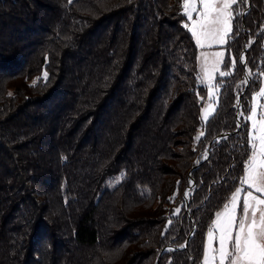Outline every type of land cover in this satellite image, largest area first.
<instances>
[{
	"label": "trees",
	"instance_id": "obj_1",
	"mask_svg": "<svg viewBox=\"0 0 264 264\" xmlns=\"http://www.w3.org/2000/svg\"><path fill=\"white\" fill-rule=\"evenodd\" d=\"M186 21L181 0H0V264H202L251 154L235 101L250 45L246 119L264 0L232 7L230 75L199 140Z\"/></svg>",
	"mask_w": 264,
	"mask_h": 264
},
{
	"label": "snow or ice",
	"instance_id": "obj_2",
	"mask_svg": "<svg viewBox=\"0 0 264 264\" xmlns=\"http://www.w3.org/2000/svg\"><path fill=\"white\" fill-rule=\"evenodd\" d=\"M236 2L237 0H182L183 14L190 22L185 23L184 27L191 33L199 48L226 42V37L232 31L231 9ZM199 59L202 61V82H207L211 98L216 95L213 91L216 86L212 84L213 73L218 72L221 77L230 73L220 71L222 52H202ZM235 63L233 61V67ZM44 78L47 79V73H44ZM35 83L34 81L33 86ZM258 97H264V87L253 96L251 114L246 117L252 125L248 135L251 154L244 163L241 186L236 188L223 209L215 213V219L207 233L202 264H264V104H259L258 112ZM211 111V105L203 109L205 120ZM200 135L196 137L197 140ZM187 195L185 192V196ZM176 211L179 212V209ZM213 241L218 242V247L213 246Z\"/></svg>",
	"mask_w": 264,
	"mask_h": 264
},
{
	"label": "rangeland",
	"instance_id": "obj_3",
	"mask_svg": "<svg viewBox=\"0 0 264 264\" xmlns=\"http://www.w3.org/2000/svg\"><path fill=\"white\" fill-rule=\"evenodd\" d=\"M181 5H182V0H181ZM234 6V5H233ZM232 6V7H233ZM182 8V7H181ZM232 11V9H231ZM183 12V11H182ZM186 17V22L190 24V22L188 21V18L187 16ZM232 21V20H231ZM191 34V33H190ZM230 34V33H229ZM229 37V35H228ZM228 37H226V42L224 44H213L212 46L210 47H205L203 49L199 48L197 45V58H196V63H197V79H198V83L200 86L204 87L205 90H206V95L201 98V109H200V126L198 127L197 129V132H196V137L198 135H200V133L202 132V127L205 125V123L208 121V119L213 115L215 109H216V106H217V100H218V93H219V90H218V86L216 85V78H217V75L219 74L218 72L216 73H213V79H212V84L215 85L216 87L213 89L214 92H216V95L213 96V97H209V90H208V86H207V82H202L203 80V73L201 71V63L202 61L199 59L200 56H201V53L204 52V53H214V52H222L223 53V58H224V55H225V47H226V44H227V41H228ZM194 39V38H193ZM195 41V39H194ZM222 64V63H221ZM221 68V66H220ZM221 71V69H220ZM249 76V75H248ZM241 85H244L243 82L240 83V87ZM261 87H264V73L262 74V77H261V84H260V87L258 88V90L252 94V97H251V108H252V105H253V96L256 95L259 91H260V88ZM261 99H263L264 101V98L263 97H258L257 99V107H258V112L260 111L259 109V104H264V102H261ZM209 105H211V114L208 116V118L205 120L203 118V109H205L206 107H209ZM251 114V109L249 110V113L246 114V117L249 116ZM242 120L245 121L247 119H245L242 115ZM248 122V133L251 131L252 129V125H251V121L247 120ZM202 136V135H200ZM244 175V173H243ZM241 186V185H240ZM239 186V187H240ZM246 187V186H245ZM190 198V197H189ZM186 200L187 199V196H186ZM187 205V204H186ZM186 205H185V208H186ZM239 214V212H238ZM211 226V225H210ZM209 230V229H208ZM208 230L206 232V235H205V240H204V247H205V244L207 243V233H208ZM214 235H216V233H214ZM213 246L214 247H218V242L217 241H213ZM203 254H204V249H203ZM203 261V260H202Z\"/></svg>",
	"mask_w": 264,
	"mask_h": 264
},
{
	"label": "water",
	"instance_id": "obj_4",
	"mask_svg": "<svg viewBox=\"0 0 264 264\" xmlns=\"http://www.w3.org/2000/svg\"><path fill=\"white\" fill-rule=\"evenodd\" d=\"M262 29H264V26L261 27L259 31H261ZM249 48H250V45L246 46V47L244 48V50L242 51V54H241V56H240V59L243 58V59L241 60V63H242V65L244 66V70H245V72H244V75H243V84H244V86H243V90H242V92H241L240 94L237 95V97H236V101H235V105H236L237 109L239 110V113H238V116H237V122H236V129H239V127L241 126V117H242V115H241V114H242V111H241V109H240L239 99H240L241 96L244 94V92H245V90H246V88H247V86H248V79H249V76H248V70L246 69V66H245L244 53H245ZM245 81H246V82H245ZM229 135H230V134L226 135L224 138H227ZM189 197H190V194L187 195V199H189ZM185 209L188 210V206H187V205H186V208H185ZM194 230H195V229L192 230V232L190 233L189 237H188L187 240L185 241V244H184V246H183L182 248H184L185 245L187 244V242L190 240V238L192 237V235H193V233H194ZM182 248H180V249H182ZM168 249H169V250H173V251L178 250V249H174V248H172V247H168ZM163 252H164V251H162V252L160 253L159 257L157 258V260H156V262H155V264H159V260H160L161 255H162Z\"/></svg>",
	"mask_w": 264,
	"mask_h": 264
},
{
	"label": "crops",
	"instance_id": "obj_5",
	"mask_svg": "<svg viewBox=\"0 0 264 264\" xmlns=\"http://www.w3.org/2000/svg\"><path fill=\"white\" fill-rule=\"evenodd\" d=\"M263 98H264V97H263ZM261 102H264L263 99H261ZM250 109H251V104H250V108H249V110H250Z\"/></svg>",
	"mask_w": 264,
	"mask_h": 264
}]
</instances>
